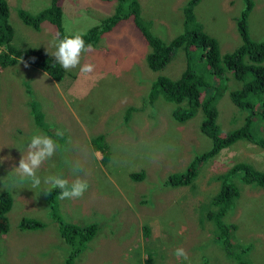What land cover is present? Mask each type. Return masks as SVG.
I'll return each mask as SVG.
<instances>
[{"label":"rangeland","instance_id":"rangeland-1","mask_svg":"<svg viewBox=\"0 0 264 264\" xmlns=\"http://www.w3.org/2000/svg\"><path fill=\"white\" fill-rule=\"evenodd\" d=\"M185 1L139 0L142 16L152 21L151 32L165 41L183 31ZM49 2L8 0L16 46L55 52L56 26L43 22L36 29L17 14L19 8L36 13ZM253 4L247 17L249 32L254 40H264V0ZM61 6L64 31L76 33L113 13L116 1L62 0ZM243 7V0H201L195 7L196 18L217 39L221 54L240 43L236 18ZM149 47L133 22L126 20L82 55L81 65H95L92 74H82L77 67L65 70L63 79L56 81L22 60L0 65V192L7 190L13 197L8 232L0 235V264L63 260L66 247L41 189L48 187L43 178L49 175L74 179L70 166L75 164L89 186L78 199H60V191L58 211L77 226L97 225L75 264H237L221 248L207 218L220 186L215 176L240 161L264 170V148L238 140L199 166L191 184H168V175L184 171L194 155L211 147L212 139L200 128L201 109L178 122L171 114L173 103L163 98L153 104L142 102L157 75L178 78L186 68L184 51L178 48L162 70L152 71L145 60ZM225 85L215 102L222 135L242 125L248 114L228 94L241 84L229 75ZM129 107L135 109L125 120ZM36 111L42 114V127L35 121ZM254 123L264 138V121L257 116ZM37 130L56 140L57 152L37 172L40 188L32 189L26 181L13 189L18 179L13 168ZM98 134L107 143L106 158L90 143ZM135 173L143 177L133 178ZM24 217L38 218L46 227L22 230L18 222ZM225 220L236 224L235 243L251 246L247 255L251 264H264V186L240 183V196ZM178 247L187 251L189 260L173 255Z\"/></svg>","mask_w":264,"mask_h":264},{"label":"trees","instance_id":"trees-1","mask_svg":"<svg viewBox=\"0 0 264 264\" xmlns=\"http://www.w3.org/2000/svg\"><path fill=\"white\" fill-rule=\"evenodd\" d=\"M62 0H50L49 5L33 13L19 8L20 19L33 28H40L43 22L56 26L58 39L75 33H67L62 25ZM113 13L99 20L84 32L86 44L96 45L102 34L110 32L121 22L131 20L149 43L146 63L152 71L162 70L173 58L175 50L182 48L186 58V68L178 78L159 74L149 84L142 102L153 104L158 98H163L174 104L172 117L183 122L202 111L200 128L209 138L212 145L209 149L193 156L182 172L169 174L166 182L170 185H189L198 173V168L209 158L238 140H248L264 148V138L255 130V117L264 121V40H254L249 32L248 14L253 8V0H243L244 7L236 18V26L240 35V44L232 51L221 54L216 38L209 35L195 15V6L200 0H186L182 5L183 31L170 40L165 41L151 32L152 21L141 14L139 0H115ZM8 0H0V65L5 66L16 61H24L49 74L54 80L60 81L65 75V69L47 51L37 47L20 48L13 43L14 29L9 20ZM229 75L241 84L240 88L228 91L233 104L248 110L244 122L225 134L218 132V110L216 100L226 90ZM37 104V103H36ZM135 107L126 110L125 120ZM42 114L35 112L38 126ZM95 150L108 157L107 143L104 136L98 134L90 140ZM140 179L143 173L132 174ZM219 189L212 197L213 209L209 208L207 218L214 224V233L222 249L229 258L237 264H251L247 255L248 244L235 243L232 232L235 223H227L225 217L235 208L240 196V183L264 186V170L255 169L252 164L236 162L228 170L217 174ZM61 189L56 188L46 192V202L51 209V215L58 225V233L62 239L66 254L57 264H75V258L91 241L90 235L97 229L95 223L77 226L66 221L60 214L56 204V195ZM13 204V197L7 190L0 192V234L9 229L8 213ZM20 229L39 230L46 223L38 218L24 217L18 222Z\"/></svg>","mask_w":264,"mask_h":264},{"label":"clouds","instance_id":"clouds-1","mask_svg":"<svg viewBox=\"0 0 264 264\" xmlns=\"http://www.w3.org/2000/svg\"><path fill=\"white\" fill-rule=\"evenodd\" d=\"M26 10L30 11L29 9ZM91 48L92 45L86 44L85 42L84 33H75L59 39L56 50L52 55L65 70L70 71L79 67L82 74L89 75L95 71V65L93 63H84L81 65V58L82 55L89 52ZM57 135L59 136L60 133H57ZM57 148L58 144L56 140L37 130L36 134L31 137L30 142L27 144L26 154L21 153L18 165L13 168L18 179L13 183L12 188L15 189L16 187H20L26 181L30 182L32 189L40 188L42 180L41 177L37 175V172L46 161L50 160L56 154ZM70 171L74 177V179L71 180L62 175H49L44 177L43 184L48 185V187L42 188L41 190L51 192L53 189L59 188L61 189L60 199L81 198L89 186L88 181L79 175L81 169L78 164L71 165ZM5 187H7V185H5ZM173 255L178 260L181 258L183 260H189L188 253L183 247L176 248Z\"/></svg>","mask_w":264,"mask_h":264},{"label":"crops","instance_id":"crops-1","mask_svg":"<svg viewBox=\"0 0 264 264\" xmlns=\"http://www.w3.org/2000/svg\"><path fill=\"white\" fill-rule=\"evenodd\" d=\"M115 28H116V27H115ZM111 31H112V30H111ZM111 31H110V32H111ZM106 33H108V32H106ZM104 34H105V33H104ZM102 36H103V34H102ZM69 222H72V221L69 220Z\"/></svg>","mask_w":264,"mask_h":264},{"label":"flooded vegetation","instance_id":"flooded-vegetation-1","mask_svg":"<svg viewBox=\"0 0 264 264\" xmlns=\"http://www.w3.org/2000/svg\"><path fill=\"white\" fill-rule=\"evenodd\" d=\"M93 148H94V147H93ZM43 222H44V221H43ZM7 232H8V231H7ZM3 234H5V233H3ZM83 251H84V250H83ZM83 251H82V252H83ZM82 252H81V253H82ZM81 253H80V254H81Z\"/></svg>","mask_w":264,"mask_h":264},{"label":"bare ground","instance_id":"bare-ground-1","mask_svg":"<svg viewBox=\"0 0 264 264\" xmlns=\"http://www.w3.org/2000/svg\"><path fill=\"white\" fill-rule=\"evenodd\" d=\"M116 27H117V26H116ZM113 29H114V28H113ZM113 29H112V30H113ZM197 154H198V153H197ZM53 219H54V218H53ZM59 237H60V236H59Z\"/></svg>","mask_w":264,"mask_h":264}]
</instances>
